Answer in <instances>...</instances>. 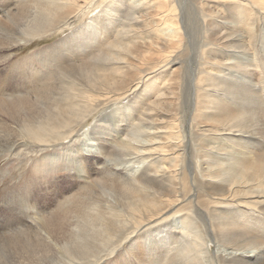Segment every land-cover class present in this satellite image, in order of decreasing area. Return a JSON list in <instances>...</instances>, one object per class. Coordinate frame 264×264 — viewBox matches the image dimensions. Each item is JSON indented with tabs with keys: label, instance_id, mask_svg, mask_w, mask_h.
I'll list each match as a JSON object with an SVG mask.
<instances>
[{
	"label": "bare ground",
	"instance_id": "bare-ground-1",
	"mask_svg": "<svg viewBox=\"0 0 264 264\" xmlns=\"http://www.w3.org/2000/svg\"><path fill=\"white\" fill-rule=\"evenodd\" d=\"M184 2L0 0V54L73 30L0 81V158L69 185L2 200L0 264H264V0Z\"/></svg>",
	"mask_w": 264,
	"mask_h": 264
},
{
	"label": "rangeland",
	"instance_id": "rangeland-1",
	"mask_svg": "<svg viewBox=\"0 0 264 264\" xmlns=\"http://www.w3.org/2000/svg\"><path fill=\"white\" fill-rule=\"evenodd\" d=\"M184 1L185 0H183V2ZM189 5H187V7H189ZM95 13H96V10L93 12V14H95ZM88 16H86L84 19L83 18L80 19L81 21L78 20L74 27H77L81 23H84L85 21H87ZM1 17H2V14L0 12V18ZM186 23H187V18H186ZM72 31H73L72 27H68L67 30H65L64 32H62L58 35L55 34L54 36L52 35V36L43 38L42 41H36L35 43L32 44V46L30 48H21L18 50H13V51H9V52L4 53V54L3 53L0 54L1 56L7 55V54L11 55L10 59H8V60H4L2 57H0V76L2 78V79L0 78V81L3 82V80L5 79L4 81H5V84L7 87H12V86H15V87L20 86L21 87L22 86L21 84L24 85L25 82L21 81V79H20L21 75H18V73L15 71L16 69L14 70V68H13L14 64L17 61H24L25 59L32 57L34 55V53L38 50H43V49H46L47 47H50L51 45H54L56 43V41L60 40L65 35L70 34ZM176 66H180V64L177 63L173 67H176ZM262 71H264V70L262 69ZM6 72H7V74H6ZM166 72H168V71H166ZM6 75H8V76H6ZM153 77H154V75H152L150 78H153ZM188 78H189V76H188ZM13 81H15V82H13ZM19 82H20V84H18ZM159 82H161L160 78L158 79V83ZM8 85H10V86H8ZM187 85H189V83ZM88 128H90V127H86L85 130ZM59 148L60 147L56 146V147H54V149H51V148L48 149V151L57 152ZM49 153L50 152H47V154H49ZM35 160H36L35 155H33V158H30L27 162L11 161L9 159H5L2 157L0 158V204H2L3 199H6L5 203L11 204V202H15L14 201V194H16L20 191V187L22 185H24L23 186L24 189H27V187H28L27 184L30 186L29 190L32 191V193H33V197H32L33 201L35 199L36 200L41 199L39 201H49L50 204L52 202L56 203V204H58L60 202V199L65 194L63 192L68 191V186H69V185H67L68 177H65V176L62 177L61 185H59L60 191H55L54 194H50L49 190L45 189L44 185L34 184V181L33 182L31 181L33 178H35V176L37 175V172H39L38 166L35 165ZM59 172H64L63 174H65L67 172V170H63V171H59ZM53 199H55V200L52 201ZM33 215L37 216V214H34V213H33ZM129 254L132 256V252H130Z\"/></svg>",
	"mask_w": 264,
	"mask_h": 264
}]
</instances>
